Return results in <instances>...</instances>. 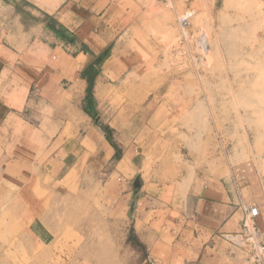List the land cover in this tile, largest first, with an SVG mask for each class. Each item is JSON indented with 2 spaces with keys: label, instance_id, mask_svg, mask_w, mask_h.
Wrapping results in <instances>:
<instances>
[{
  "label": "rangeland",
  "instance_id": "obj_1",
  "mask_svg": "<svg viewBox=\"0 0 264 264\" xmlns=\"http://www.w3.org/2000/svg\"><path fill=\"white\" fill-rule=\"evenodd\" d=\"M105 1L116 8L99 21L110 56L84 103L91 118L67 96L49 101L65 122L60 146L42 135L14 157L0 143V264H154L134 230L142 197H152L144 218L160 219L185 168L250 161L264 172V0ZM187 11L185 40L177 16ZM99 127L133 169L99 158L87 138Z\"/></svg>",
  "mask_w": 264,
  "mask_h": 264
},
{
  "label": "crops",
  "instance_id": "obj_2",
  "mask_svg": "<svg viewBox=\"0 0 264 264\" xmlns=\"http://www.w3.org/2000/svg\"><path fill=\"white\" fill-rule=\"evenodd\" d=\"M115 8V2L106 4L105 0H0V143L5 139L14 157L22 140L43 135L47 145H61L65 122L51 117L58 108L49 101L68 96L67 105L77 101L83 118L85 114L90 117L84 109L87 74L80 75V71L88 65L99 68L110 56L107 51L102 58L107 46L99 42L97 32L100 19L111 16ZM54 19L67 38L52 29ZM68 82L70 92L65 88ZM162 100L161 96L160 114L164 108L168 110ZM87 135L99 158H117L130 163L132 169L136 166L127 150L118 149L100 127ZM263 174L250 161L220 170L185 168L174 184L180 192H176L174 204L160 213V219H151L152 213L144 218L148 214L145 199L152 197H142L134 212V230L154 264H253L243 248L226 237L242 230L243 203L259 208L256 222L264 233Z\"/></svg>",
  "mask_w": 264,
  "mask_h": 264
},
{
  "label": "built area",
  "instance_id": "obj_3",
  "mask_svg": "<svg viewBox=\"0 0 264 264\" xmlns=\"http://www.w3.org/2000/svg\"><path fill=\"white\" fill-rule=\"evenodd\" d=\"M192 15L193 12L187 11L177 16V25L181 37L185 40L189 37L188 28ZM241 207L244 212L242 230L239 233L229 234L226 238L238 246H247L253 254L254 260L259 262L258 264H264V233H262L256 222L260 210L257 206L245 203Z\"/></svg>",
  "mask_w": 264,
  "mask_h": 264
},
{
  "label": "trees",
  "instance_id": "obj_4",
  "mask_svg": "<svg viewBox=\"0 0 264 264\" xmlns=\"http://www.w3.org/2000/svg\"><path fill=\"white\" fill-rule=\"evenodd\" d=\"M53 22V21H52ZM52 25V29H54L56 32H58V34H60L61 36L67 38V34H66V31L63 30V29H59V28H56L55 26V23H51ZM69 41L73 42L74 41V38L70 39L68 38ZM97 72L98 70H95L91 67V70L87 73L86 77L88 79V101L91 102V99H92V88H93V83H94V78L95 76L97 75Z\"/></svg>",
  "mask_w": 264,
  "mask_h": 264
}]
</instances>
